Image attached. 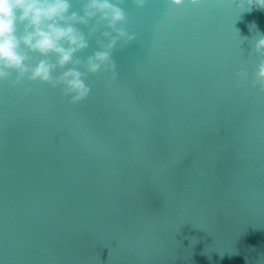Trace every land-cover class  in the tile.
Masks as SVG:
<instances>
[{"label":"water","instance_id":"obj_1","mask_svg":"<svg viewBox=\"0 0 264 264\" xmlns=\"http://www.w3.org/2000/svg\"><path fill=\"white\" fill-rule=\"evenodd\" d=\"M120 7L136 39L113 50L110 85L86 73L91 92L71 104L59 87L0 83V264H264V92L252 87L264 11ZM94 24L75 25L88 47L54 76L85 72L107 43Z\"/></svg>","mask_w":264,"mask_h":264},{"label":"clouds","instance_id":"obj_2","mask_svg":"<svg viewBox=\"0 0 264 264\" xmlns=\"http://www.w3.org/2000/svg\"><path fill=\"white\" fill-rule=\"evenodd\" d=\"M137 7H143L147 0H132ZM168 4L180 6L184 3L198 5L201 0H166ZM236 7H241L245 0H231ZM125 0H85L82 15L70 12V0H0V83L10 81L15 87L25 79L59 87L62 97H68L69 103L76 104L85 100L90 86L85 82L86 73L93 75L101 72L111 73L107 84L117 79L116 64L112 59L113 50L118 44L126 45L136 39L135 33H129L125 27L128 22L126 11L120 7ZM250 7L264 11V0H247ZM95 24L89 35L99 26L107 43L97 41L99 50L89 56L85 62V72L76 67L68 68L59 75L53 73L57 68L67 65H79L74 55L88 47L87 38L75 26ZM23 26V34L17 35L18 26ZM114 34V35H113ZM28 52L39 53L43 57L55 56V63L48 59L39 60L30 65ZM254 51L260 57L252 80V87L264 92V36L255 41ZM15 74V79H10ZM237 87L240 81H246L247 72L241 67L236 73ZM30 89H25V93Z\"/></svg>","mask_w":264,"mask_h":264},{"label":"snow or ice","instance_id":"obj_3","mask_svg":"<svg viewBox=\"0 0 264 264\" xmlns=\"http://www.w3.org/2000/svg\"><path fill=\"white\" fill-rule=\"evenodd\" d=\"M254 224H255V223H254ZM255 226H256V225H255ZM243 230H244V227L240 230V232H242ZM223 251H227V250L224 249ZM113 252H114V248L111 247V248H110V252H109V258L112 256Z\"/></svg>","mask_w":264,"mask_h":264}]
</instances>
